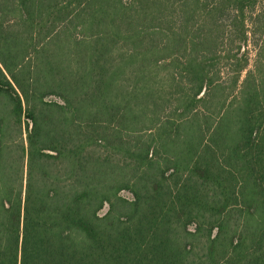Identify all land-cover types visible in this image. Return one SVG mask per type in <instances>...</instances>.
<instances>
[{
	"label": "trees",
	"instance_id": "trees-1",
	"mask_svg": "<svg viewBox=\"0 0 264 264\" xmlns=\"http://www.w3.org/2000/svg\"><path fill=\"white\" fill-rule=\"evenodd\" d=\"M0 264H264V0H0Z\"/></svg>",
	"mask_w": 264,
	"mask_h": 264
},
{
	"label": "rangeland",
	"instance_id": "rangeland-1",
	"mask_svg": "<svg viewBox=\"0 0 264 264\" xmlns=\"http://www.w3.org/2000/svg\"><path fill=\"white\" fill-rule=\"evenodd\" d=\"M255 40L256 38H252V35L249 34V37L247 39V45H246V48H245V52H246V55H247V58H248V66H247V69L248 68H251L252 66V63L256 57V51H257V48L255 46ZM247 50V51H246ZM221 67V77H222V80H225L228 78V73L231 72V66H228V65H220ZM246 71H243L241 73V76L240 78H242L244 76ZM10 152H11V149H10ZM124 195L128 196L127 193L123 192ZM104 211V209H103Z\"/></svg>",
	"mask_w": 264,
	"mask_h": 264
}]
</instances>
